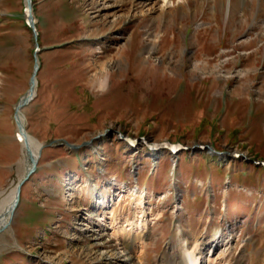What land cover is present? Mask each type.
<instances>
[{
    "label": "rangeland",
    "instance_id": "obj_1",
    "mask_svg": "<svg viewBox=\"0 0 264 264\" xmlns=\"http://www.w3.org/2000/svg\"><path fill=\"white\" fill-rule=\"evenodd\" d=\"M213 1L32 0L22 122L42 147L0 264H166L192 247L264 264V0ZM24 6L0 0V211L31 165L14 121L33 71Z\"/></svg>",
    "mask_w": 264,
    "mask_h": 264
},
{
    "label": "water",
    "instance_id": "obj_2",
    "mask_svg": "<svg viewBox=\"0 0 264 264\" xmlns=\"http://www.w3.org/2000/svg\"><path fill=\"white\" fill-rule=\"evenodd\" d=\"M26 8H27V15H28V22L29 24L32 26V31H33V38H34V43H35V51L33 53V71H32V75L29 81V88L28 91L20 98L19 102L16 104L15 109H14V121L17 127V131L18 133L22 136V138L27 142V137H29L25 131L23 122L21 120V117L23 118V114L21 112V110L27 106L35 97V89H36V75L37 72L39 70V63H38V43H37V34L35 33L34 30V17H33V8H32V4H31V0H26ZM66 147L72 149V148H77L74 145H71L67 142L63 143ZM42 147V146H41ZM40 147V148H41ZM39 148V151H40ZM39 151H38V156H39ZM217 156H226L227 154L224 153H215ZM38 159V158H37ZM37 159L36 160H32L31 161V165L30 168L28 169L26 175L21 179L18 180L16 186H15V193H14V199L13 202L11 204V217L9 219L8 224L11 222V219L13 217V215L15 214V211L17 209V206L19 204V198H20V193H21V188L23 186V184L29 179V176L34 172L35 170V166L37 163ZM6 228V225H3L0 228V233Z\"/></svg>",
    "mask_w": 264,
    "mask_h": 264
},
{
    "label": "bare ground",
    "instance_id": "obj_3",
    "mask_svg": "<svg viewBox=\"0 0 264 264\" xmlns=\"http://www.w3.org/2000/svg\"><path fill=\"white\" fill-rule=\"evenodd\" d=\"M163 1V4L167 1V2H170L171 0H162ZM213 4H214V6H215V0L213 1ZM245 15L246 14H243V17H245ZM217 17V16H216ZM217 27H219V25L217 24L216 25ZM21 120L23 121V118L21 117ZM19 137H20V139H21V141H22V144H23V146H24V148H25V150L27 151V154H28V158H29V160L30 161H32V160H36L37 158H38V151H39V148H40V145H39V147H38V149H37V154H36V156L37 157H32V153H31V150H30V148H29V146L30 147H34V144L32 143V142H30L29 141V137H27V142L22 138V136L19 134L18 135V139H19ZM16 186V185H15ZM14 193H15V189H14ZM13 199H14V194H13V196H12V198H10V199H8V201H7V203H6V205L5 206H3V208L1 209V211H0V226L2 227L3 225H6L7 227H8V223H6L7 221L9 222V218L11 217V211H10V208H11V204H12V202H13ZM2 211H4V213L2 214ZM6 223V224H5ZM8 224V225H7ZM145 223L143 224V223H138L137 225H136V229H141V228H145ZM0 227V228H1ZM220 237H218V236H215V240H217V239H219ZM220 241V240H219ZM218 241V242H219ZM138 246V248L140 249V250H143L144 249V242L143 241H140L139 243H138V245H135L134 246V244L132 245V247H133V250L136 248ZM219 248V247H218ZM217 248V249H218ZM216 250V248H214V250H213V252ZM136 251V250H135ZM223 252H224V250H223ZM181 254H177V255H179L180 257H178L179 258V260L177 261H175V262H172V260H171V258H175L174 256V254H173V256L171 257V258H169V259H166V264H222L221 262H223L224 260H226L225 258H223L222 260H220V261H215L214 259H209L208 257H209V254H210V251L208 252V255H206V256H204L203 255V253L200 251V249H199V247H192L191 249H182L181 250V252H180ZM226 253H228V255H230L229 254V252L228 251H226ZM131 254L132 253H125V255H124V257H126V261H124V262H122V263H126V262H128V263H131L132 262V256H131ZM227 255V254H226ZM140 256V255H139ZM139 256H137V257H139ZM170 257V256H169ZM225 257H227V256H225ZM240 259L242 258V256H240L239 257ZM224 263V262H223ZM239 262H237L236 264H238ZM240 264V263H239Z\"/></svg>",
    "mask_w": 264,
    "mask_h": 264
}]
</instances>
